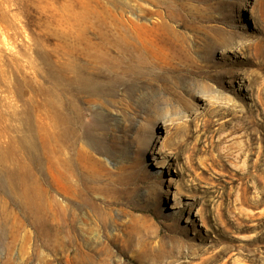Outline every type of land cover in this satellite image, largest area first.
Returning a JSON list of instances; mask_svg holds the SVG:
<instances>
[{"label":"rangeland","instance_id":"374dc122","mask_svg":"<svg viewBox=\"0 0 264 264\" xmlns=\"http://www.w3.org/2000/svg\"><path fill=\"white\" fill-rule=\"evenodd\" d=\"M0 264H264V0H0Z\"/></svg>","mask_w":264,"mask_h":264},{"label":"bare ground","instance_id":"6f19581e","mask_svg":"<svg viewBox=\"0 0 264 264\" xmlns=\"http://www.w3.org/2000/svg\"><path fill=\"white\" fill-rule=\"evenodd\" d=\"M247 2H248V1H247ZM245 7H246L247 11H249V10H250V7H249V4H248V3L246 4V6H245ZM158 134H159V133H158ZM155 140H156V139H155ZM153 143H154V142H153Z\"/></svg>","mask_w":264,"mask_h":264}]
</instances>
